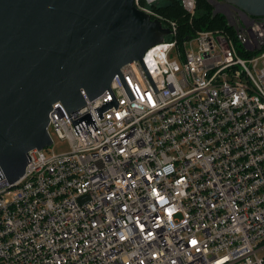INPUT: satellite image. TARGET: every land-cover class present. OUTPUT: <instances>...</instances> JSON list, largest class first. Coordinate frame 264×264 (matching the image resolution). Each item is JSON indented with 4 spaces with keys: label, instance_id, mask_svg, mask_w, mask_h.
Instances as JSON below:
<instances>
[{
    "label": "built area",
    "instance_id": "obj_1",
    "mask_svg": "<svg viewBox=\"0 0 264 264\" xmlns=\"http://www.w3.org/2000/svg\"><path fill=\"white\" fill-rule=\"evenodd\" d=\"M158 1L134 0L171 30L143 62L53 104L70 150H31L15 183L0 170V264H264V16L220 1L233 33L182 51Z\"/></svg>",
    "mask_w": 264,
    "mask_h": 264
},
{
    "label": "water",
    "instance_id": "obj_2",
    "mask_svg": "<svg viewBox=\"0 0 264 264\" xmlns=\"http://www.w3.org/2000/svg\"><path fill=\"white\" fill-rule=\"evenodd\" d=\"M221 1L264 16V0ZM170 32L134 0H0V170L7 180L24 176L31 150L52 145L55 102L68 112L85 106L83 92L90 100L101 95L124 65L143 62Z\"/></svg>",
    "mask_w": 264,
    "mask_h": 264
},
{
    "label": "trees",
    "instance_id": "obj_3",
    "mask_svg": "<svg viewBox=\"0 0 264 264\" xmlns=\"http://www.w3.org/2000/svg\"><path fill=\"white\" fill-rule=\"evenodd\" d=\"M153 8L176 21V35L167 36L166 40L177 39L180 45L201 30H225L233 33V28L227 23V16L223 12H217L210 0H197L193 17L184 9L182 0H159L154 3Z\"/></svg>",
    "mask_w": 264,
    "mask_h": 264
},
{
    "label": "rangeland",
    "instance_id": "obj_4",
    "mask_svg": "<svg viewBox=\"0 0 264 264\" xmlns=\"http://www.w3.org/2000/svg\"><path fill=\"white\" fill-rule=\"evenodd\" d=\"M221 0H213L211 1V3L215 6V10L219 11V12H223L225 13V10L223 8V6H221L218 2H220ZM221 3V2H220ZM179 47L181 48V50L183 51V46L179 44ZM195 50L197 49V44H194ZM177 51L178 48H175L173 51V57L178 58L177 57ZM179 61H181V59H179ZM55 141L54 143L47 147V149H45V152L47 154H51L52 152H56V153H63V152H67L70 150V146L67 140H60L58 139L55 135H54Z\"/></svg>",
    "mask_w": 264,
    "mask_h": 264
}]
</instances>
